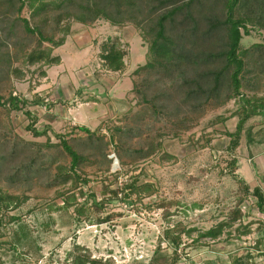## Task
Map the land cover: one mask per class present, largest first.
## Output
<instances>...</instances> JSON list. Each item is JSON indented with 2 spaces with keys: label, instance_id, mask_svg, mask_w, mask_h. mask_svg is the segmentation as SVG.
I'll use <instances>...</instances> for the list:
<instances>
[{
  "label": "rangeland",
  "instance_id": "1",
  "mask_svg": "<svg viewBox=\"0 0 264 264\" xmlns=\"http://www.w3.org/2000/svg\"><path fill=\"white\" fill-rule=\"evenodd\" d=\"M7 1L0 0V97L4 103L13 94L28 104L17 111L0 105V190L23 201L9 214L21 217L24 224L23 229L17 223L3 228L0 264H73L78 254L101 259L102 264H149L154 256L170 264L174 249L161 242L168 227L197 230L190 239L184 236L186 246L178 250L181 261L177 264H230L234 259L264 264V246H255L261 240L264 215L253 200L240 206L246 215L218 240L189 245L229 218L243 195L240 182L264 191V116L245 124L240 148L230 153L223 133L236 130L239 116L235 112L243 104L239 99L224 103L230 93L228 83L208 103L187 98L189 87L183 78H198L197 74L221 68V62L180 61L181 66L144 69L154 59L151 36L129 20L120 26L105 19L85 25L61 16L67 8L56 5L64 0H24L20 13L19 2L11 8ZM161 1H168L169 7L189 0H139L141 13L134 10L131 15L145 30L164 13L163 8L151 12ZM225 1L197 0L167 22V34L175 37L187 30V36L198 39V46L185 42L188 55L222 51L225 26L211 37L203 33L209 18L224 21ZM73 2L75 6L105 4L104 0ZM42 5L45 10L37 14L35 8ZM21 19L38 27L46 38L65 39L64 45L53 48L40 42L37 34L24 31ZM192 20L198 22L195 33ZM249 28L250 36L241 40V50H249L242 91L247 98H260L264 95V29ZM113 44L125 52L120 72L108 70L100 57L103 47ZM48 50L60 62L63 59L59 68L28 64L29 54ZM197 102L200 105L194 107ZM80 127L88 128L90 134ZM35 130L41 135L36 136ZM209 138L211 143L206 144ZM63 139L84 157L78 174L88 183L80 182L76 188L71 159L58 146ZM151 147L155 152L147 156ZM234 157L239 164L232 176L228 164ZM132 181L153 183L158 193L142 204L132 203L135 196L125 201L122 191L117 197L104 194L106 188L115 191ZM70 190L78 204L89 208L87 221L78 216L77 203L63 209V194ZM104 217L109 222L99 224ZM240 224L249 225L252 233L236 238ZM25 233L27 239L15 249V235L22 238Z\"/></svg>",
  "mask_w": 264,
  "mask_h": 264
},
{
  "label": "trees",
  "instance_id": "2",
  "mask_svg": "<svg viewBox=\"0 0 264 264\" xmlns=\"http://www.w3.org/2000/svg\"><path fill=\"white\" fill-rule=\"evenodd\" d=\"M196 1L197 0H189L187 4L181 6L175 5L176 2H173L169 6L170 8L168 7V1H161L160 5L151 9V12L157 8H163L164 13L158 16L156 22H154L155 24L148 28V31L147 29L145 30V28L141 27L140 23L136 21L137 17L131 15L133 14L134 10H136V14L141 13V11L138 10L139 0H104L105 4L88 3L85 5L76 6L73 0H64L60 4L56 5V7L59 9L67 8L65 13H63L61 16L72 17L74 21L80 24L87 25L91 22H96L99 19H105L114 26H120L126 22V20L135 23L138 28L144 31L145 34L151 36L149 49L153 54L154 59L150 62H147L143 67L144 69L148 68L157 71L160 70V68L162 69L166 67L181 66L183 62L178 64L180 61H188L194 65L220 61L222 64L221 68L209 69L208 71H205L201 74H197L198 78H183V83L185 86L189 87L187 92L188 99L194 97L197 100L202 99L204 101L203 103H208L211 99L219 97L220 88H222V86L227 82L230 87V93L226 96L224 103L232 99L241 100L243 105L235 112V115L239 116V122L236 130L233 133H230L229 131H225L223 133L229 139V152L235 153L241 146V142L245 134V124L255 116H264V95L260 98L256 96L253 98H247V95L242 91L244 89V76L242 75H244L245 58L249 50H241L242 38L244 36H250V25L252 28L258 27V29H264V0H226L224 3V21H220L217 18H209L208 20H210V25L207 32L203 33L205 38L208 36L211 37L213 35L212 32L220 29L222 26H225V30L227 32L225 39L226 41H224L225 48L220 52H209L205 50L204 52L201 51V55L200 53L198 55H188L189 53H184L185 42L191 43L192 46H198V39H195V37L193 38V36H187V30L183 31L181 34H177L175 37L174 35L172 36V33L168 35L167 22L174 21L176 14L182 11L185 7H190V5ZM7 2L11 5V8L15 7V2H19L20 6L17 7V11L19 13L25 7L24 0H8ZM30 6L33 7V5ZM45 8V5H42L38 8H35V11L37 14H40L45 10ZM240 12L242 15L239 14ZM188 15L189 14H187V17L190 16ZM148 19L152 20L151 16H149ZM21 22L23 23L24 31L32 35L37 34L40 42H48L53 45V48L64 45L65 39L55 42L51 38H46L38 27H31L27 19H21ZM192 22L195 25L192 29V32L195 33L198 22L196 20H192ZM66 32L68 35L69 28H66ZM255 47L260 46L255 45ZM209 49H212V47ZM178 50L182 51L179 53ZM124 56L125 52L117 48L115 44L104 46L102 49V54L100 55L101 59L104 61V66L113 72H120L123 70ZM27 62L31 65L39 63H44L45 65H58L60 63V59L59 57H52V51L48 50L29 54ZM19 74L20 75L18 76L22 77V73ZM7 104L10 110L17 111L24 108L28 102L17 95L14 96L11 94L8 97V100L4 101L3 103V98L0 97V105L6 106ZM199 105V102H197L194 107H198ZM28 115L30 116V114ZM80 130L90 134V130L86 127H80ZM34 132L36 136L41 135V133L37 132L36 130ZM247 135L249 137L251 136L250 131L247 132ZM248 142L251 144L252 139L248 140ZM210 143L211 139H206V144ZM58 146H61L71 159L70 170L72 172V178L75 180L74 188H76L80 182L88 183L87 179L82 178L78 174V167L80 163L84 161V157L78 154L64 139L61 140V143ZM154 152L155 147H151L146 155H152ZM238 164L239 163L236 157L230 161L228 164V166H230V175L235 176V172L238 170ZM262 181L264 183V176ZM240 183L243 184V195L239 200L235 210L230 213L229 218L223 219L215 227H212L208 231L201 234L199 233L200 235H198L196 239L192 240V242L189 244L190 246L193 243L199 244V242H201L203 239L218 240L226 228H232L236 222H240V219L246 215L242 214V209L240 206L249 200H253V206L257 207L258 211L264 215L263 189L260 186H257L251 190L249 185L246 183ZM106 190L107 191L104 193L105 195L110 193V195H114V197H117L120 191L124 192L125 201L130 199V197L135 196V199L132 201V203L138 202L141 204L144 200L151 198L158 193V189L153 183L138 184L137 181H132L130 185H125L123 188L117 189L115 191H110L107 188ZM80 192L81 196H83L84 193L82 191ZM63 196H65L63 201V209L69 210L73 204L77 203V198L71 190L63 194ZM105 201L106 200H104V202ZM22 203L23 201H21L19 197L7 195L0 190V237L6 235V233L3 234L2 232L3 228L6 227L8 223H17L21 229L24 228V224L22 222L23 219L21 217H16L9 214L10 210L18 208ZM76 206V212L78 216L84 217V220L87 221L89 219V208L86 205H80L78 203ZM108 222L109 217H104L98 221L99 224H106ZM259 230L261 232V240L255 243V246L256 248L261 249L264 246V224H260ZM196 232V229L187 227L177 229L175 231L169 227L166 228L161 242H168L174 249V255L170 264H177L178 261H181L178 250H180L182 246H186L183 240L184 236L190 239L192 238V234ZM235 232L237 233L235 237L241 238L242 236L251 234L252 230L250 229L249 225L244 226L243 224H240L235 229ZM22 236L23 237L21 238L15 235V240L12 241V246L15 249H17L16 246L20 245L23 240L27 239L26 233ZM231 236L232 233L228 232L227 238H230ZM262 251L264 252V249ZM73 264H102V260L91 259L89 256H85L84 254H78L75 257ZM149 264L165 263L161 261L159 257L156 258L154 256L150 260ZM230 264L243 263L241 259H234Z\"/></svg>",
  "mask_w": 264,
  "mask_h": 264
},
{
  "label": "crops",
  "instance_id": "3",
  "mask_svg": "<svg viewBox=\"0 0 264 264\" xmlns=\"http://www.w3.org/2000/svg\"><path fill=\"white\" fill-rule=\"evenodd\" d=\"M62 62H63V59H61V62H60V64L59 65H57V66H55V67H60L61 66V64H62ZM64 63V62H63Z\"/></svg>",
  "mask_w": 264,
  "mask_h": 264
},
{
  "label": "water",
  "instance_id": "4",
  "mask_svg": "<svg viewBox=\"0 0 264 264\" xmlns=\"http://www.w3.org/2000/svg\"><path fill=\"white\" fill-rule=\"evenodd\" d=\"M116 162L118 163V160H117V159L115 160V163H116Z\"/></svg>",
  "mask_w": 264,
  "mask_h": 264
},
{
  "label": "bare ground",
  "instance_id": "5",
  "mask_svg": "<svg viewBox=\"0 0 264 264\" xmlns=\"http://www.w3.org/2000/svg\"><path fill=\"white\" fill-rule=\"evenodd\" d=\"M116 165H117V162H116Z\"/></svg>",
  "mask_w": 264,
  "mask_h": 264
}]
</instances>
